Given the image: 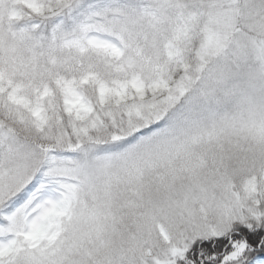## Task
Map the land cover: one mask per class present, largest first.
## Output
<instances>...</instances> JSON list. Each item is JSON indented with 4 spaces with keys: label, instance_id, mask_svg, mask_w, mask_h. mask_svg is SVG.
Instances as JSON below:
<instances>
[{
    "label": "snow or ice",
    "instance_id": "snow-or-ice-1",
    "mask_svg": "<svg viewBox=\"0 0 264 264\" xmlns=\"http://www.w3.org/2000/svg\"><path fill=\"white\" fill-rule=\"evenodd\" d=\"M0 264H264V0H0Z\"/></svg>",
    "mask_w": 264,
    "mask_h": 264
}]
</instances>
